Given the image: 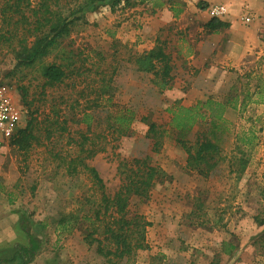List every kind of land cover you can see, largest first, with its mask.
Masks as SVG:
<instances>
[{
    "label": "rangeland",
    "instance_id": "1",
    "mask_svg": "<svg viewBox=\"0 0 264 264\" xmlns=\"http://www.w3.org/2000/svg\"><path fill=\"white\" fill-rule=\"evenodd\" d=\"M157 1L165 2V7H171L178 16L182 6L179 0H133L136 5L122 2L114 9L101 5L88 10L85 22L60 48L73 57L70 70L74 72L55 88L43 87L39 66L15 70L8 49L0 50V89L11 94L22 113L17 132L29 120L21 87L27 90L30 111L38 109L35 115L40 121L58 112L60 122L64 121L70 131L63 137L42 140L28 153L12 147L11 138L0 136V258L9 257L16 244L27 245L29 235H33L41 243L30 264H106L97 254L96 244L89 246L84 241L89 224L79 225L72 234L56 232V224L63 216L87 214L97 208L100 200L88 175H67L53 156L56 152L68 159L69 153L75 156L76 149L69 138L79 139L78 133L86 132L87 127L77 121L84 113H92L91 133L87 136L92 141L103 134L107 141L98 143L105 151L95 155L89 164L103 179L108 195L121 187L119 166L124 162L149 157L151 166L165 175L155 182L148 200H132L131 209L142 215L149 226L145 235L148 248L138 251L131 264H264V225L260 224L264 221V87L258 86L261 81L264 84V71H260L261 79H237L230 88L225 86L213 94L212 98L221 102L238 96L236 109L225 114L224 134L215 138L222 162L208 177L190 171L188 156L171 133L172 115L167 109L176 105L191 107L203 100L185 105L169 99V89L161 92L152 82L153 75L137 71L135 65L141 53L137 38L149 25L147 19ZM62 2H68L71 8L78 4L77 0ZM178 23H171L169 28L173 30H167L161 40L172 65H178L177 75L183 74L185 85V76L193 77L194 73L186 63L173 60L178 47L183 46L181 34L176 32ZM191 29L190 33L196 32L194 26ZM56 55L57 52L46 62L57 61ZM182 87L181 91L186 90V86ZM101 90L106 91L104 98L99 97ZM126 110L134 114L131 131L115 140V134L112 137L111 131L105 132L107 121ZM143 118L165 133L158 153L153 151V140L147 136L148 123ZM210 128L209 121L200 122L185 140L194 145L203 133L210 138ZM249 135L253 139L247 146L243 141L247 142ZM41 138L44 139L42 135ZM241 159L247 164L239 173ZM231 245L235 249L230 252Z\"/></svg>",
    "mask_w": 264,
    "mask_h": 264
},
{
    "label": "trees",
    "instance_id": "2",
    "mask_svg": "<svg viewBox=\"0 0 264 264\" xmlns=\"http://www.w3.org/2000/svg\"><path fill=\"white\" fill-rule=\"evenodd\" d=\"M33 2L34 0H0V50L8 49V53L13 58L15 70L39 66L44 88L63 85L69 75L74 72V69L70 70L73 57L67 56V53L60 48L64 40L70 37L82 22H85L88 10H96L101 5L114 9L122 2L126 6L136 5L133 0H77L78 4L72 8L68 6V2L63 3L62 0H38L35 6ZM162 6L163 3L160 1L154 5L155 8ZM177 13L179 14V10ZM226 27L227 24L220 19H212L205 25L210 32H217ZM55 52H57L55 57L57 61L47 63L46 60ZM135 65L137 71L153 75L152 82L161 92L171 87L174 66L171 56L166 53L164 44H157L152 50L138 55ZM20 90L23 93L24 105L29 109V120L26 127L20 129L11 138L12 147L20 152L28 153L34 146L41 145L42 140L50 141L55 137L68 134L69 127L64 121L60 122L58 112L54 113L56 116L53 118L47 117L43 122L40 121L39 115H35L38 114V109L30 111L31 103L26 99V88L21 87ZM98 93L99 97L103 98L107 95L106 91L102 90ZM110 99L108 101L111 102ZM237 102L238 96L226 102L209 98L191 107L176 105L167 109V112L172 115L169 123L171 133L177 137V144L188 156L187 169L200 176L208 177L222 162L220 145L215 138L217 134H224L225 114L230 109H236ZM133 116L130 110H126L120 115L110 117L105 132L111 131L112 137L115 134V140L128 136L134 121ZM93 117L92 113H84L77 122L78 125L84 124L87 127L86 132L78 133L79 139L69 138V143L75 146V156L69 153L68 159L58 152L53 156L60 161V166L65 168L67 175L73 177L81 174L88 175L93 188L100 195V200L97 208H91L87 214L63 216L56 224V232L59 235L72 234L79 225L89 224L90 230L86 232L84 241L89 246L96 244L97 254L105 259L106 264H122L123 262L131 264L138 251L148 248L145 235L146 228L149 226L142 215L136 211L134 213L131 209L132 200H148L155 182L165 175L158 167L151 166L149 157L141 161L124 162L119 166L121 187L112 196L108 195L103 179L89 164L95 155L105 151V147L98 143L101 140L105 143L107 141V137L103 134H98L92 141L87 136L91 133ZM143 121L148 123L147 136L152 138L153 151L158 153L165 133L159 131V126L147 118H143ZM204 121L210 122V131L213 136L208 138V134L203 133L194 145H190L185 140L186 134L191 132L196 124ZM252 139L253 137L249 135L247 142H243L248 146ZM239 164L240 169L237 172L242 173L247 161L241 159ZM9 202L13 203V200L9 198ZM24 222L22 220V223ZM260 224L264 225V221ZM42 227L46 228V224ZM80 228L83 230L82 227ZM96 234L97 237H95ZM40 243L33 235H29V243L16 244L9 257L0 258V264H30L40 249ZM233 249L235 247L231 245L230 252Z\"/></svg>",
    "mask_w": 264,
    "mask_h": 264
},
{
    "label": "crops",
    "instance_id": "3",
    "mask_svg": "<svg viewBox=\"0 0 264 264\" xmlns=\"http://www.w3.org/2000/svg\"><path fill=\"white\" fill-rule=\"evenodd\" d=\"M169 2V1H168ZM171 2V1H170ZM182 6L177 17L171 7L153 8L147 21L149 25L138 37L140 54L152 50L167 30H173L171 23L179 22L177 31L181 34L176 56L173 60L182 61L189 66L193 77L177 75L178 65H174L173 82L167 97L181 103H192L193 100H207L214 93L227 86L230 88L237 79L259 78L264 71V0H179ZM214 6H225L227 15L222 22L227 27L217 32L205 28L212 18L208 10ZM244 14L252 20L245 23ZM181 24V26H180ZM195 27V33L192 31ZM141 39V40H140ZM182 79H178L181 78ZM189 80V82H188ZM186 86V90H182ZM263 86L262 81L258 85ZM183 100V102H182Z\"/></svg>",
    "mask_w": 264,
    "mask_h": 264
},
{
    "label": "built area",
    "instance_id": "4",
    "mask_svg": "<svg viewBox=\"0 0 264 264\" xmlns=\"http://www.w3.org/2000/svg\"><path fill=\"white\" fill-rule=\"evenodd\" d=\"M212 19H224L227 15L225 6H214L208 10ZM245 23H249L252 18L248 14L242 16ZM21 112L15 106L11 94L5 89H0V136L3 139L12 138L20 128Z\"/></svg>",
    "mask_w": 264,
    "mask_h": 264
}]
</instances>
